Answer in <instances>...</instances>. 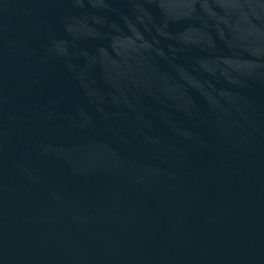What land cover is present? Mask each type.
Returning <instances> with one entry per match:
<instances>
[{
	"label": "water",
	"instance_id": "1",
	"mask_svg": "<svg viewBox=\"0 0 264 264\" xmlns=\"http://www.w3.org/2000/svg\"><path fill=\"white\" fill-rule=\"evenodd\" d=\"M0 264H264V0H0Z\"/></svg>",
	"mask_w": 264,
	"mask_h": 264
}]
</instances>
